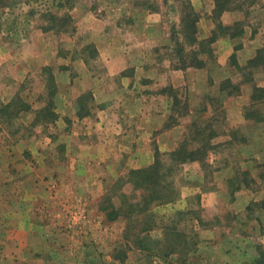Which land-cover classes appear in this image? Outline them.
<instances>
[{
  "label": "rangeland",
  "instance_id": "1",
  "mask_svg": "<svg viewBox=\"0 0 264 264\" xmlns=\"http://www.w3.org/2000/svg\"><path fill=\"white\" fill-rule=\"evenodd\" d=\"M215 2L0 0V264H264V164L255 153L264 147V104L244 108L260 135L251 142L249 154L239 150L246 143L249 124L232 131L223 113L220 123L194 125L191 119L200 108L189 115L185 92L169 89L172 111L169 119L161 118V129L176 126L182 132H175L178 144L172 151L184 140L188 149L202 148L205 141L197 139L201 133L197 131L208 124L207 131L214 135L209 138L211 146L205 147V166L198 161L175 166L167 157L170 152L155 149L154 160L158 152L166 166L176 167L169 178L176 197L156 202L143 214L139 207L145 193L130 181L131 172L141 168L123 169L111 162L98 168L95 185L75 182L91 199L71 195L76 190L62 183L74 178L75 159L91 158L89 149L98 139L87 129L92 123L87 117L96 112L92 94L86 91L78 96L73 85L80 81L82 86L92 78L109 82L104 61L98 59L97 38L126 50L133 66L124 74L138 82V54L150 56L155 46L165 57L164 48L170 45L176 67L197 63L193 46L198 41L190 45L184 34L187 25L196 29V37L203 16L213 30L198 45L209 53L217 38L226 34L217 28L215 8L210 12ZM230 2L233 8L247 10L256 0ZM234 29L238 32L241 26ZM214 34L215 41L205 43ZM230 63L235 64L233 79L208 95L216 106L221 98L240 94L246 84L252 86V97L254 87L264 80L260 71L240 70L236 58ZM120 81L111 80L115 88ZM60 96L62 101L71 98L67 107L58 106L59 115L66 117L62 119L55 112ZM80 108L82 114L87 112L84 121ZM133 115L127 118L132 128L137 123ZM164 138H159L160 146L166 145ZM253 153L260 159L250 161ZM248 156L250 162L240 164ZM85 168L80 169L83 174L90 171ZM25 217L42 226L30 234L34 246L47 243L49 252L43 257L30 259L22 248L29 242L31 228Z\"/></svg>",
  "mask_w": 264,
  "mask_h": 264
},
{
  "label": "crops",
  "instance_id": "2",
  "mask_svg": "<svg viewBox=\"0 0 264 264\" xmlns=\"http://www.w3.org/2000/svg\"><path fill=\"white\" fill-rule=\"evenodd\" d=\"M198 7L201 8V5L197 4L196 8ZM214 8L215 6L212 5L210 12ZM205 18L206 16L200 17L197 22L199 32L196 35V39L198 42L193 46V52L196 55L194 58L195 60L197 59V63L176 67L174 66V61H176L174 51L170 48V45L164 48L166 50L165 57H160L161 48L155 46L150 56L142 52L138 54V82L133 81L131 78L128 79L129 77L126 78L127 76L124 74L133 66L126 56V50L122 51L119 47L116 48L105 38H97L98 59L104 61L107 73L106 78L110 83L108 82V85L103 84L101 83L103 79L97 80L95 78H92L90 83L84 82L82 86L80 81L73 83L77 87L75 92H77L78 96L86 91L92 94V105L96 112L93 116L87 117L92 120L87 129H91L94 132L93 134L98 135V139L93 142L95 144H92L89 149L91 158L75 159L76 163L72 165L74 178L62 180L63 184H68L69 188L76 190L74 192L71 191V195L75 196L78 193L79 195L83 194L85 199H91L89 193L84 194L81 190L83 188H78L74 183H80L81 186L82 183L95 185V183L99 182V177L96 173L101 166L106 167L111 162H118V166L123 169L129 165L131 168L148 167L154 162L153 152L155 149L161 152L174 150L178 144L174 140L175 132H179V134H182V132L176 131V126L169 127L164 131L160 125L162 117L167 120L171 115L172 96L169 94V89L174 91L181 88L185 92L186 98L183 99V102L189 106V115L192 114V111L200 108L199 115L196 114L191 119L192 122L194 121V125L203 121L220 123L219 121L224 120L223 113H225V120L232 131L237 130L240 126L249 124L251 127L249 134L246 135L247 139L244 141L246 143L243 144L244 147L239 149L240 152L243 150L245 152L246 150L249 153L251 142L253 140L255 142V138L260 136L244 114V108L252 104V86L246 84L240 94L235 92V94H229L225 98H221L217 106L216 100L212 98L211 102V97L208 95L214 92L215 89H219V85L226 80L233 79L232 74L235 70V64L230 63L232 57L236 58L240 70H244L247 62L256 56L258 50L264 48V0H256V3L247 10L232 8L224 11L220 16L222 26L233 27L240 25V33L235 37H231L229 34L218 37L209 48V53H205V50L200 51L198 45L199 41L207 38V34L213 30V27L208 26L209 21H206ZM150 26L155 25L150 24ZM205 26H208L207 29ZM154 37H150V41ZM159 73L164 75L159 77ZM114 78L121 80L117 87L120 92L111 82ZM256 86L263 87L264 80ZM217 91L215 90V92ZM78 96L74 98L77 99ZM70 100L71 98L62 101L61 96L59 99L56 98L57 107L55 112L58 119L66 118L59 115L58 106L63 104L62 108L67 107V103H70ZM148 105H150L149 108ZM72 114L74 116V112ZM132 115L136 117L135 121H137L134 128L127 124L129 122L127 118H132ZM196 116L198 118L195 119ZM84 119L85 117L81 121H84ZM85 122L88 123V121ZM192 122H190L191 126ZM260 134L263 136L262 132ZM161 135L166 136L164 138L167 141L165 146H160L159 138ZM214 144L217 145L218 143ZM255 153L262 156V163L264 164V147ZM101 155L106 156L107 159H99L102 157ZM259 159L260 157L256 154L254 157H250V161ZM97 160H100L101 164ZM250 161L248 156L240 164H247ZM103 162H105V165ZM42 165L43 163L39 162V166ZM84 168L86 170L90 169V171L88 170L87 173L83 174L80 169ZM35 191L36 189L32 190L31 193ZM93 192L91 191L90 195ZM32 196L30 195L27 198L30 199ZM23 220L24 223L28 224V227H31L28 233L29 242L22 245V248L27 250L26 256L30 259L34 256L43 257V254L49 252L46 250L48 247L47 243L41 244V248H39L40 245L38 247L34 246L33 236L30 234L32 229L39 230V227L42 226L34 223L35 221L31 217L30 219L25 217ZM31 222L34 224V226L32 224L33 228Z\"/></svg>",
  "mask_w": 264,
  "mask_h": 264
},
{
  "label": "trees",
  "instance_id": "3",
  "mask_svg": "<svg viewBox=\"0 0 264 264\" xmlns=\"http://www.w3.org/2000/svg\"><path fill=\"white\" fill-rule=\"evenodd\" d=\"M233 8V5L231 4L230 0H216L215 2V9L214 12L217 13V16L215 17V21L217 23V28L222 31L223 33L226 32V34H229L231 37L237 36L240 31L234 32V26L232 27H225L222 26L220 22V16L222 13L226 10H231ZM194 24L191 21L189 24ZM232 30L231 32H229ZM228 32V33H227ZM196 29L192 28L191 26L186 25V33L184 36H186V42H188L190 45L194 44L197 40L195 37ZM188 34V35H187ZM194 35V36H193ZM216 35V34H214ZM195 37V38H194ZM217 35L211 39H206L205 43H213L216 39ZM232 59H235V57H232ZM251 68L256 71H260L264 74V48L258 50L256 56L247 62L246 66L244 68ZM92 98V97H91ZM252 104L251 106H256L257 104H264V86L263 87H254L253 95H252ZM80 103L83 104V100L81 98L79 99ZM52 105V104H50ZM47 109V108H46ZM43 110V109H42ZM41 110V111H42ZM45 110V109H44ZM83 110V106H82ZM84 112V111H83ZM80 117H84L87 112L82 114L81 108H80ZM53 117H55V114H52ZM10 117V115H8ZM246 119L249 120L250 115L247 111L245 113ZM210 124H208V127L204 129H200L197 132H201L198 134L197 139L200 138L201 141H205V144L202 148L198 149L197 151L188 149L187 144L184 140V142L175 150L168 154V158L170 159L171 164H174L175 166L179 163H185L187 161H198L201 163L202 166H205V157L208 156V145H210L209 138H212L213 135L208 132ZM196 139V137H194ZM187 140V139H186ZM209 143V144H208ZM214 148V147H213ZM156 152V158L148 167H144L135 171H132L130 176L133 178H130V181L133 183L134 189L142 190L144 192V204L139 207L140 214H143L147 212L150 207L155 204L156 202H169L175 200V189L172 183V180L170 181L169 178L173 174L175 170L174 165H168L163 162V157L160 154H157ZM112 218L115 216L114 213H112Z\"/></svg>",
  "mask_w": 264,
  "mask_h": 264
}]
</instances>
